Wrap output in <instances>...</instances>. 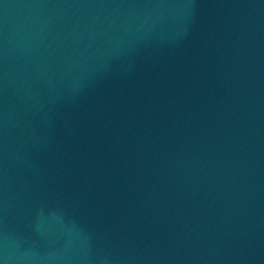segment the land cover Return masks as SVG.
<instances>
[{
    "label": "water",
    "instance_id": "95a60500",
    "mask_svg": "<svg viewBox=\"0 0 264 264\" xmlns=\"http://www.w3.org/2000/svg\"><path fill=\"white\" fill-rule=\"evenodd\" d=\"M0 264H264V0H0Z\"/></svg>",
    "mask_w": 264,
    "mask_h": 264
}]
</instances>
